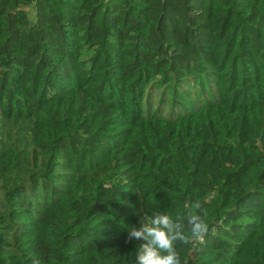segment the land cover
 Here are the masks:
<instances>
[{"label":"trees","instance_id":"1","mask_svg":"<svg viewBox=\"0 0 264 264\" xmlns=\"http://www.w3.org/2000/svg\"><path fill=\"white\" fill-rule=\"evenodd\" d=\"M264 264V0H0V264Z\"/></svg>","mask_w":264,"mask_h":264},{"label":"clouds","instance_id":"2","mask_svg":"<svg viewBox=\"0 0 264 264\" xmlns=\"http://www.w3.org/2000/svg\"><path fill=\"white\" fill-rule=\"evenodd\" d=\"M207 212L200 200L191 203L186 216L173 217L164 212L147 216L139 227L127 230V240L140 241L134 264H182L176 245L203 243L209 232ZM33 264H42L34 259Z\"/></svg>","mask_w":264,"mask_h":264}]
</instances>
